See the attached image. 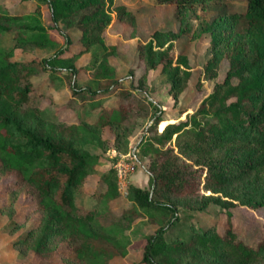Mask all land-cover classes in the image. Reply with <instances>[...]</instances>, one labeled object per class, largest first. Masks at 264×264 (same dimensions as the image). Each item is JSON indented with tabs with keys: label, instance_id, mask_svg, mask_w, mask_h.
I'll return each instance as SVG.
<instances>
[{
	"label": "trees",
	"instance_id": "16d2710c",
	"mask_svg": "<svg viewBox=\"0 0 264 264\" xmlns=\"http://www.w3.org/2000/svg\"><path fill=\"white\" fill-rule=\"evenodd\" d=\"M204 1L222 0H37L29 11L0 6V180L13 176L4 185L0 212L8 217L1 231L10 235L9 250L43 261L57 256L58 264H109L126 253L130 222L143 217L154 227L143 237L142 264H264V222L249 242L231 224L230 210L234 200L264 206V0H242L237 11L222 4L210 19L202 17V32L209 35L203 74L215 77L223 60L226 68L186 119L165 124L162 109L146 93L148 72L156 69L166 76L173 105L187 90L192 69L176 44L188 32L186 11ZM148 3L171 6L177 27L160 24L135 43L128 73L136 82L125 86L114 60L117 45L106 41L105 29L114 18L134 36L138 10ZM42 4L51 27L40 17ZM48 28L63 35V44ZM94 43L101 47L99 58L79 64ZM51 44L56 49L48 56L25 55L27 48ZM41 72L51 83L67 80L64 105L75 120L50 116L39 104L51 95L43 81H32ZM201 86L198 72L195 87ZM139 119L150 121L137 144L149 159V187L128 184L130 204L116 210V166L97 173L109 161L87 146L126 152ZM104 127L111 131L110 144ZM93 174L98 186L79 203ZM20 194L33 207L18 223L13 204ZM208 205L224 213L222 231L216 222L194 223Z\"/></svg>",
	"mask_w": 264,
	"mask_h": 264
},
{
	"label": "rangeland",
	"instance_id": "374dc122",
	"mask_svg": "<svg viewBox=\"0 0 264 264\" xmlns=\"http://www.w3.org/2000/svg\"><path fill=\"white\" fill-rule=\"evenodd\" d=\"M37 0H0V6L22 11L33 10ZM225 4L226 10L237 11L243 7L242 0H222L219 2H194L195 10L188 9L186 11V21L188 26V32L180 37V41L177 42V48H181L187 55L189 65L192 69L193 78L190 80L188 88L185 92L180 93L178 102L173 105L170 95L167 93L166 88L168 81L165 75L156 74V70H150L148 72L146 80V89L149 92L148 98L157 102L162 109V116L164 117L165 124L167 122H177L186 119L188 115L193 111L196 104L210 92L213 82L221 80L226 68V64L223 61L217 67L216 76L212 79L205 77L203 74V64L205 58L208 55L207 47L209 45V35L206 32H202V17L210 19L216 10V7ZM171 6L168 5H156L151 6L148 4L142 6L138 11L139 24L134 36L129 34L130 27L124 23H118L112 18L109 25L105 29V38L108 43H115L118 48V54L115 56V63L118 65V76L123 80V84L128 86L130 83L136 82L135 78H132L128 73V66L133 60V47L137 41H144L148 38L149 32L156 26L162 24L163 26H171L176 28L177 25L173 24L170 20ZM42 22L51 27L52 22L49 18V11L46 5L40 6ZM113 17L114 13L111 12ZM49 34L56 40V43L63 44V35L59 34L56 29L48 28ZM10 42L9 35L6 36V43ZM56 49V44L47 45L43 48H27L25 55L29 57L42 58L50 55ZM19 49L15 52L18 53ZM67 52V54H69ZM101 53V47L99 44L94 43L88 53L81 56L78 63H84L91 57L93 60H97ZM199 72V80L202 83L200 89L195 87V75ZM130 78V80H129ZM235 81V79H233ZM33 83L39 84L43 81V86H48V91L51 95H43L41 102L39 103L44 110L53 117H60L65 120H75L73 112L64 105L65 100L69 97V89L67 87V80L63 77L54 82H49L46 72L38 73L32 78ZM46 81V82H45ZM132 81V82H131ZM138 95H143V90H135ZM95 112L92 113V115ZM150 121L145 119H139L133 132L129 136V149L126 152H116L112 148H108L103 151L98 147L91 145L87 146L88 150L92 153L100 155L101 161L105 162L101 167L97 169L99 173L102 169L113 164L116 166L121 174L117 176L119 196L116 198L115 206L116 210L121 207L128 206L130 203L125 199V192L128 184L138 185L141 187H149V175L146 171V164L149 161L148 156L141 153L137 148V144L140 139L147 135L146 127ZM164 126V125H163ZM157 130L158 124H157ZM102 137H104L108 143H111L112 134L111 131L104 127L102 129ZM173 141V138H172ZM112 162V163H111ZM13 176H8L0 180V205L4 201L5 190L4 185L11 181ZM97 176L95 174L90 175L84 184V192H81L77 196L79 203H85L89 201V193L92 189L97 188ZM247 193V191H246ZM245 195V193H244ZM115 201V200H114ZM236 205L230 208L232 211L231 224L235 227L236 231L244 240L252 242L258 237L261 231V225L264 222V206L258 208H250L244 204H240L237 200H234ZM14 210L16 211V219L18 223L23 219L26 212L33 207V201L20 194L14 201ZM218 206L208 205L202 212L196 213L194 216V223L199 226H206L207 224L216 222V226L222 231L224 225V213L220 211ZM37 217L35 214L30 218ZM8 217L6 213L0 212V264H58L60 259L55 256L52 259L38 260L34 255L27 254L25 257H21L15 250H9L7 242L10 235L3 234L1 231L5 225ZM153 224L147 222L146 218H135L130 222L126 232L129 236V243L127 244V251L124 255H115L109 260V264H142L140 263V252L143 244V237L147 232L152 230ZM63 247L60 246L57 249L59 253Z\"/></svg>",
	"mask_w": 264,
	"mask_h": 264
},
{
	"label": "built area",
	"instance_id": "2783aa9c",
	"mask_svg": "<svg viewBox=\"0 0 264 264\" xmlns=\"http://www.w3.org/2000/svg\"><path fill=\"white\" fill-rule=\"evenodd\" d=\"M119 174H121V172L117 169V176H119Z\"/></svg>",
	"mask_w": 264,
	"mask_h": 264
},
{
	"label": "crops",
	"instance_id": "0c3cea01",
	"mask_svg": "<svg viewBox=\"0 0 264 264\" xmlns=\"http://www.w3.org/2000/svg\"><path fill=\"white\" fill-rule=\"evenodd\" d=\"M160 130V129H159Z\"/></svg>",
	"mask_w": 264,
	"mask_h": 264
}]
</instances>
